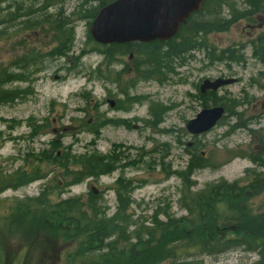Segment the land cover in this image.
Returning <instances> with one entry per match:
<instances>
[{
	"label": "rangeland",
	"instance_id": "374dc122",
	"mask_svg": "<svg viewBox=\"0 0 264 264\" xmlns=\"http://www.w3.org/2000/svg\"><path fill=\"white\" fill-rule=\"evenodd\" d=\"M12 1L15 0H0V90L7 97L5 102H0L2 174L29 171L36 155L43 150L55 151L56 144L57 157L65 150L74 156L114 153L119 159L113 172L66 186L61 192L55 189L49 200L55 202L68 197L84 200L93 191L101 195L99 203L106 207L108 217L117 210L116 181L129 180L133 188L127 214L132 222L138 223L129 227L131 232L142 222L149 225L156 211L160 221L167 215L191 219L183 205H190L188 198L195 197L208 185L239 179L245 185L247 171L264 173V61L253 53V42L264 33V10L251 9L245 0H224L231 10L224 6L219 9L220 15L227 19L229 13H236V18L225 30L204 35L207 50L196 48L173 62V72L150 76L151 67L134 52L136 42L126 53L109 55L88 37L87 14L97 9L98 0H67L63 4L68 15L65 22L69 24L65 28L71 42L68 43V37L61 55L51 52L59 42L49 26L45 28L41 24L28 29L18 24L21 14L17 18L12 14L2 15V9L5 13ZM52 2L17 0L14 5L15 10L17 6L27 8L31 12L28 19L53 20L57 19L53 16L56 10L46 8ZM218 8L215 4L209 13L214 15ZM224 49H230L238 60L210 59L209 56ZM180 60L182 64L178 65ZM18 74L21 80H7L9 75ZM218 77L235 79L216 92L223 102L233 103L230 105L233 109L226 111L210 131L192 136L186 130V122L204 107L197 98L198 85L204 78ZM109 101H115V106L111 107ZM205 105L213 106L211 100ZM97 121H100L98 133L92 134L88 127ZM189 153L201 157L205 166L191 173L188 182H183L175 171L186 169ZM68 169L72 171L74 167L69 165ZM63 175L61 168L45 160L34 179L0 192V253L6 251L9 256L6 263H126L127 257L122 262L107 260L103 256L106 250L87 252L85 258H76L70 255L76 248L72 240L57 242L56 246L49 242L57 252L56 257H51L49 254L55 251L45 246L42 234L33 230L22 237L19 219L14 222L8 219L13 199L39 197L42 189ZM248 205L254 215L264 212V189L251 197ZM236 216L233 210L220 205L214 210L213 221L216 226L233 225ZM180 226L197 229L187 223ZM209 228L208 223L206 229ZM188 235L194 241L184 240L174 245L179 256L176 264H253L260 258L258 252L244 248L209 254L195 241L200 236L195 232ZM154 244L155 255L166 246L159 241L150 247ZM158 261L155 264L171 263L165 259Z\"/></svg>",
	"mask_w": 264,
	"mask_h": 264
},
{
	"label": "trees",
	"instance_id": "16d2710c",
	"mask_svg": "<svg viewBox=\"0 0 264 264\" xmlns=\"http://www.w3.org/2000/svg\"><path fill=\"white\" fill-rule=\"evenodd\" d=\"M109 1L112 0H99L97 9L87 14L88 24H90L99 8ZM245 1L251 9L264 10V0ZM215 4L216 8L219 7L218 11L211 15L209 12L213 10L211 7ZM224 6L230 9V6L224 0H204L201 9L192 13L172 38L166 41L154 40L145 43H134V52L142 56L145 63H148L151 67L148 74L158 76L159 72L171 73L174 70L173 62L176 59H180L186 53L199 47L207 50V47L203 44L204 35L225 30L236 18V13L233 15L229 13L230 17L227 19L222 17L219 9ZM26 12L24 9L22 13ZM237 14L242 15L244 13L237 11ZM1 23L2 16L0 28ZM88 37L91 38L90 34ZM70 42L69 37L68 43ZM131 45H133V42L114 43L108 46L95 44L97 48H103L109 55L126 53L131 49ZM253 53L254 56L264 61V33L256 37L253 42ZM209 57L212 60L220 61L238 60V57L232 54L230 49L221 50L218 54ZM181 64L180 60L178 65ZM21 78L22 76L19 74L9 75L7 80L11 82L21 80ZM3 94L1 92L0 102L7 100V97L5 98V94ZM9 98L11 100L14 97ZM197 98L204 107H206L207 101L211 100L212 105L224 107L225 113L226 111L231 112L233 109L230 107L233 103L223 102V99L218 98L214 91L201 94L198 90ZM122 122L128 126L125 121ZM99 124L100 121L94 122L88 127V130L92 134H97ZM54 147L55 151L53 152L43 150L36 155L35 163L32 162V169L27 172H21V170L8 174L0 172L1 192L5 188H14L34 179L38 169H40V164L45 160L52 162L55 167H59L64 171V175L61 178H56L54 184L41 190L39 197L26 200L13 199L8 219L12 222L19 219L22 226L20 230L22 237L25 233L29 234L31 231L36 230L38 235L42 234L44 236L45 246L51 250L54 249L53 247L56 246L57 242L61 244L66 240H72L76 242V248L70 255L76 258H85L87 252L106 250L107 253L103 256L109 261L119 259V262H122L121 259L127 257L126 263L123 264H155L159 258L160 261L164 259L171 260L170 264H176V259L179 256L176 249H174V245L184 240L194 241V237L189 236L188 233L195 232L200 236V239L195 238V241L198 242L199 248L205 250L206 253L219 254L236 248H244L247 251L258 252L260 258L253 264H264V212L254 215L248 205V200L264 189V173L260 175L255 170H251L250 174L247 171V177L244 178L246 180L245 185H241V179L232 182L219 180L208 185L197 192L195 197L188 198L187 202L190 205H183L188 214L192 216L191 219L188 217L175 219L167 215L164 221H160L156 211L151 217L149 225L141 223L133 231L128 232L130 226L138 224L136 221L132 222L130 215L127 214L130 203L129 193L133 188L129 180L119 178L116 181L117 210L108 217L105 214L106 207L99 203L102 200L101 195L95 194L93 191H89L84 200L80 199L81 197H68L55 202L49 200V195L55 189H59V192H61L66 186H70L79 180L97 178L113 172L118 166L117 159L119 158L117 155H114V153L101 155L92 152L91 154L85 153L84 155L74 156L71 155L70 151L65 150L57 157V144ZM192 156L188 159L184 171H175L183 182H188L191 173L205 166L201 157L196 156L194 153H192ZM69 165H72L74 170L69 171ZM68 176L70 178H67ZM60 182L62 185H60ZM44 195L47 198H44ZM220 205L226 206L227 209L233 210L237 214L236 223L234 222L233 225L228 226H216L213 221L214 210L219 208ZM182 223H187L189 226L194 225L197 229H182L180 226ZM208 223L210 228L207 230ZM25 227H27V230H24ZM228 233L231 236L227 237L226 234ZM156 237H159L158 240H156ZM159 241L164 242L166 246L162 249V252L155 255L157 246L154 244L153 247H150V245ZM49 242H54V246L50 245ZM206 245L208 246L207 249H203ZM49 256L56 257L57 252L55 251ZM7 258L9 256L6 251L0 253V261L3 260L1 261L2 264H7Z\"/></svg>",
	"mask_w": 264,
	"mask_h": 264
},
{
	"label": "water",
	"instance_id": "95a60500",
	"mask_svg": "<svg viewBox=\"0 0 264 264\" xmlns=\"http://www.w3.org/2000/svg\"><path fill=\"white\" fill-rule=\"evenodd\" d=\"M204 0H113L101 7L89 26L95 42L107 45L126 42L165 41L172 38ZM234 78L203 79L199 91H216ZM112 103V101H110ZM224 115L222 106L202 108L186 122L191 135L210 131Z\"/></svg>",
	"mask_w": 264,
	"mask_h": 264
},
{
	"label": "bare ground",
	"instance_id": "6f19581e",
	"mask_svg": "<svg viewBox=\"0 0 264 264\" xmlns=\"http://www.w3.org/2000/svg\"><path fill=\"white\" fill-rule=\"evenodd\" d=\"M15 1H17V0H15ZM15 1H12V4L11 5H8L6 7L5 13H3V9H2V15H5L6 16L7 14H12L15 18H17L18 14H21V15H19L21 17V21L18 22V24H20L24 28H28V29L33 28V27H36V26H39L41 24L45 28H47L48 26L51 29H56L57 28V19H53L52 20L49 17H46L44 19H28L27 17L31 14V12L27 11V8L22 7V6H17V8L15 10V5H14ZM98 6H99V3H98ZM24 9H25V11H27L26 13H22ZM90 36H91V34H90ZM112 44H114V43H112ZM116 44H124V43H116ZM107 45H110V44H107ZM65 46H66V44H64L62 48H64ZM60 54H62V52ZM57 55H58V53H57ZM190 157L191 158L193 157L192 156V153H189L188 159H190ZM81 181L82 180H79V181L75 182L74 184H77V183H79ZM74 184H72V185H74ZM128 230H129V228H128Z\"/></svg>",
	"mask_w": 264,
	"mask_h": 264
},
{
	"label": "flooded vegetation",
	"instance_id": "af4514ba",
	"mask_svg": "<svg viewBox=\"0 0 264 264\" xmlns=\"http://www.w3.org/2000/svg\"><path fill=\"white\" fill-rule=\"evenodd\" d=\"M66 1L67 0H54V2H52V4H50L48 7H46V8L55 9L56 12H57V14L53 15V16H57V28L56 29H52V31H54V33H55V38H56L55 41H58L59 44L56 45L55 49H53L51 52L58 53V55H61L60 54L61 51L62 50L64 51L66 49L67 46H65L64 48H62V47H63L65 41L69 37L68 36V31L65 28V26L68 27V25H69V24L67 25V23L65 22L67 20V16L68 15H65V13H64L65 7L63 5ZM48 14H50V13L48 12ZM19 18H20V21H21V17L20 16H19ZM30 31H34V30L31 29ZM53 37H54V35H53ZM109 104H110L111 107H114L115 106V101H112V103H110V101H109ZM189 146H191V145H189Z\"/></svg>",
	"mask_w": 264,
	"mask_h": 264
}]
</instances>
